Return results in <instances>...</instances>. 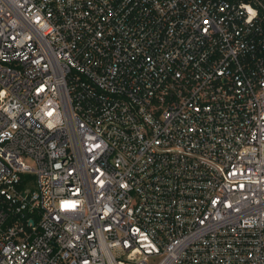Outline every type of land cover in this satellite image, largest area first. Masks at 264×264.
Returning <instances> with one entry per match:
<instances>
[{"label": "built area", "instance_id": "1", "mask_svg": "<svg viewBox=\"0 0 264 264\" xmlns=\"http://www.w3.org/2000/svg\"><path fill=\"white\" fill-rule=\"evenodd\" d=\"M0 264H264V1L0 0Z\"/></svg>", "mask_w": 264, "mask_h": 264}, {"label": "trees", "instance_id": "2", "mask_svg": "<svg viewBox=\"0 0 264 264\" xmlns=\"http://www.w3.org/2000/svg\"><path fill=\"white\" fill-rule=\"evenodd\" d=\"M264 1V0H263ZM30 177V176H29ZM31 179L33 178V177H30Z\"/></svg>", "mask_w": 264, "mask_h": 264}]
</instances>
